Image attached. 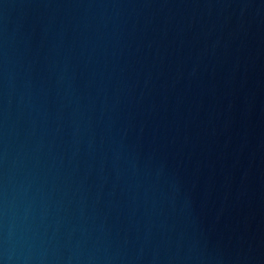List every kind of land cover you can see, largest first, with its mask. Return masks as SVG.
<instances>
[{
    "label": "water",
    "instance_id": "95a60500",
    "mask_svg": "<svg viewBox=\"0 0 264 264\" xmlns=\"http://www.w3.org/2000/svg\"><path fill=\"white\" fill-rule=\"evenodd\" d=\"M0 264H264V0H0Z\"/></svg>",
    "mask_w": 264,
    "mask_h": 264
}]
</instances>
